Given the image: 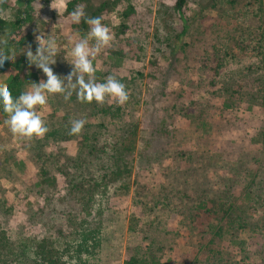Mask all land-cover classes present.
Listing matches in <instances>:
<instances>
[{"label": "rangeland", "instance_id": "rangeland-1", "mask_svg": "<svg viewBox=\"0 0 264 264\" xmlns=\"http://www.w3.org/2000/svg\"><path fill=\"white\" fill-rule=\"evenodd\" d=\"M66 1L52 0L37 9L26 29L27 43L11 49L12 57H27L29 47L35 54L36 37L42 31L45 38L51 34L57 42L56 63L51 65L54 73L66 77L72 72V65L64 58L71 60L69 39L76 41L88 30L82 33L73 27L65 15ZM102 1L93 0L96 5ZM179 1L122 0L119 8L102 16L113 40L92 61L95 79L103 82L114 74L130 81L126 86L128 100L121 106L123 117L138 123V129L129 188L113 195L103 246L90 264H126L134 255L146 257L145 264L205 260L200 244L208 218L188 219L193 203L190 196L197 198L202 186L215 182L218 187L225 185L220 176L226 171L229 174V167H236L237 162L244 173L247 169L256 172L253 187L260 199L227 234L224 247L229 257L225 264H264V2L182 0L183 19L177 10ZM129 3L138 11L124 31L121 11ZM20 4V0H0V16L13 18ZM4 42L0 37V52L6 48ZM113 50L123 52L121 62L111 57ZM7 77V72H0V84ZM41 80H46L44 74ZM228 86L258 96L252 100L237 94L238 100L232 99L231 105L224 107L222 89ZM104 103L120 105L114 98H106ZM36 111L49 130L60 125L70 128L75 119H83L84 127L93 129L104 121L111 127L119 123L104 117L94 101H79L75 91L67 100L62 94L50 96ZM161 122L172 123L174 132L153 136L146 129ZM44 136H14L4 121L0 123V169H11L6 176L0 172V200L6 197L11 206L7 214L10 220L6 223L3 219L2 225L13 239L20 231L40 237L47 229L45 221L38 216L30 220L22 210L28 194L33 195L36 208L43 207L44 196L35 193L39 177L36 151L51 156L79 150L81 135L49 141ZM38 144L42 145L31 148ZM247 175L237 177L234 195ZM138 176L141 179L135 184ZM58 178L59 191H65L63 178ZM247 201L254 203L250 197Z\"/></svg>", "mask_w": 264, "mask_h": 264}, {"label": "trees", "instance_id": "trees-1", "mask_svg": "<svg viewBox=\"0 0 264 264\" xmlns=\"http://www.w3.org/2000/svg\"><path fill=\"white\" fill-rule=\"evenodd\" d=\"M51 1L20 0V7L13 18L0 16V37L5 41L6 46L0 55L11 56V49H19L27 43L26 29L33 23L37 9L43 5L48 6ZM121 1L103 0L96 5L93 0H67L65 15L70 18L69 12L79 5L87 17H101L119 8ZM262 1L264 2L261 0L260 3ZM177 10L183 19H186L182 10V0L177 2ZM137 11L131 3L127 8L122 9V30L125 31L131 26L130 22L133 21ZM72 25L82 33L89 30L83 18L79 24L72 23ZM111 57L118 62L124 59L123 52L117 50L112 51ZM0 72L8 73L3 84L9 88L13 98L24 92L30 83H39L43 74L41 70L35 69L25 56L16 57L5 66L0 65ZM261 75L264 79V73ZM119 80L125 88L130 82L125 77H119ZM222 90L224 107L230 106L232 99L237 101V94H240L241 98L242 95H248L252 100L258 96L242 92L241 89L234 90L230 86ZM94 106L104 114V117L113 122H119L118 125L111 127L104 121L96 129L83 126L81 132L77 134L81 135V139L79 150L75 154L61 151L49 156L41 150L35 153L37 159L34 162L39 171V177L35 182L37 188L35 193L44 196L43 207L36 208L33 195L28 194L22 210L30 220L38 216L45 221L47 229L44 234L39 237L26 235L20 231L16 234L17 238L13 239L11 231L5 228L6 225H2L3 219L8 220L6 223L10 220L7 214L10 213L11 206L6 197L0 200V264H90L101 250L107 215L113 208L111 203L113 195L126 192L127 189H124L129 188L128 177L133 171L132 152L135 148L138 123L123 117L124 110L121 105L110 106L94 101ZM5 119L6 114L0 111V123ZM60 126V128L48 130L44 138L49 141L52 137L56 139L58 136L62 138L67 136L66 138L69 139L75 136L69 134L68 127ZM146 129L150 130L149 133L153 136H156L158 132H163V135L174 132L172 123L167 125L166 122L157 123L155 128L146 127ZM40 145L42 144L31 148L37 149ZM221 160L224 161V159ZM238 165L239 162L236 167H229V174L226 171L220 176L219 180L225 182V185L223 183V186L218 187L215 182L213 186H202L197 198L193 199L190 196L193 203L188 208V219L195 222L206 217L209 223L207 229L202 231L204 241L200 244V250H203L206 259H196L195 264H225L229 257L227 246L224 247L227 234L234 224L245 219L244 213L253 207L251 205L255 207L259 202L260 197L257 196L256 189L253 187L256 182L254 181L257 177L256 172L247 169L244 173ZM218 166L217 168H224ZM190 170L191 167L188 168V172ZM10 171L9 167L0 169L5 176ZM241 174L251 175L246 176L243 186L237 195H234L237 177ZM58 176L63 178V183L66 185V190H62L64 193L59 191ZM139 179H141L139 176L136 177L135 184L139 182ZM228 190H230L229 195H227ZM249 197L254 203H246ZM237 199H240V202ZM150 248L151 245L148 249L154 253L155 258V252ZM146 261V257L134 255L126 260V264H145Z\"/></svg>", "mask_w": 264, "mask_h": 264}, {"label": "clouds", "instance_id": "clouds-1", "mask_svg": "<svg viewBox=\"0 0 264 264\" xmlns=\"http://www.w3.org/2000/svg\"><path fill=\"white\" fill-rule=\"evenodd\" d=\"M71 22L79 24L83 18L89 26L87 34L73 41L69 39L71 48L65 60L72 65V72L66 77L54 73L51 65L56 63L57 42L52 35L41 31L36 37L38 42L35 54L29 47L25 52L30 64L42 70L46 80L39 83H30L31 87L13 98L9 88L0 84V111L6 114L4 124L14 136L27 139L43 137L48 132L44 120L37 114V106H44L48 98L54 94H62L67 100L73 91L81 102L98 104L105 102L106 98H114L117 104L123 105L128 100L125 85L114 75L107 76L103 82L95 79L96 68L93 59L105 48L111 45L113 35L103 21V17H87L79 5L69 12ZM92 42L91 45L89 42ZM12 56L0 55V65L14 61ZM85 124L83 119L71 121L70 135L79 134Z\"/></svg>", "mask_w": 264, "mask_h": 264}]
</instances>
